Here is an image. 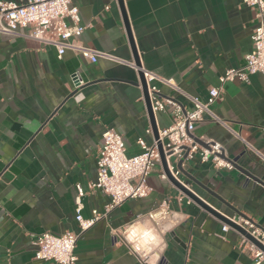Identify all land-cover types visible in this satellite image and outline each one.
Returning <instances> with one entry per match:
<instances>
[{
	"label": "crops",
	"instance_id": "1",
	"mask_svg": "<svg viewBox=\"0 0 264 264\" xmlns=\"http://www.w3.org/2000/svg\"><path fill=\"white\" fill-rule=\"evenodd\" d=\"M72 3L86 26L83 44L107 57L91 63L66 50L59 59L53 46L0 33V264H55L34 258L32 241L43 231L79 233L74 249L78 264H252L248 251L239 247L240 233L223 231V220L162 179L159 163L147 178V196L125 200L79 231L76 185L84 190L83 217L92 210L104 213L109 201L100 189L87 187L97 178L103 131L110 127L121 134L127 155L139 151L137 138L148 145L155 138L145 131L151 125L141 89L133 83L138 75L129 63L133 57L117 1ZM123 4L140 64L157 76L154 84L163 98L185 108L191 107L188 96L205 101L218 76L241 66L251 50L254 10L242 0ZM74 71L85 81L77 90L70 77ZM211 111L229 128L205 114L194 135L218 141L255 178L197 159L183 167L264 230V162L257 154L264 156V73L251 75L248 82H226ZM154 120L157 129L167 127L170 108L155 112ZM182 179L222 215H237L200 185ZM168 197L170 217L156 225L148 213ZM149 230L159 243H141Z\"/></svg>",
	"mask_w": 264,
	"mask_h": 264
},
{
	"label": "built area",
	"instance_id": "2",
	"mask_svg": "<svg viewBox=\"0 0 264 264\" xmlns=\"http://www.w3.org/2000/svg\"><path fill=\"white\" fill-rule=\"evenodd\" d=\"M242 3L254 10L255 25L251 34V50L245 54L244 63L241 66L227 68L218 76V84L209 87L205 101L188 96L191 107L185 108L173 99L163 98L159 87L154 84L157 76L144 69L142 65L138 67L133 61L129 62L136 71L140 70L143 73L153 113L165 111L169 107L172 120L167 127L157 129L158 138L154 139L151 145H148L141 137L137 138L139 151L134 155L126 154L121 134L110 127L103 131L102 143L97 151V178L95 182H89L87 187L90 190L100 189L109 196V201L104 206V213L92 210L90 217H83L81 197L84 190L81 185H76L75 220L80 232L91 227L108 211L125 200L145 197L150 193L151 187L147 183V178L155 163L161 166L158 141L161 142L167 168L178 181L182 182L176 163L184 154L186 156L182 166L185 162L197 159L200 163H210L215 169L234 168L233 161L218 141L206 136L197 137L198 141H196L193 131L195 124L202 121L205 114L229 128L226 120L217 117L211 111V106L221 98L223 85L232 81L248 82L251 75L264 73V0H242ZM85 27L81 23L79 9L72 0H0V33L18 34L43 45L53 46L59 59L66 50L80 55L91 63L96 62L100 57H107L106 53L83 44L80 37ZM23 28L27 29L26 32L20 33L19 29ZM70 77L75 90L85 84L79 71H74ZM160 81L176 88L170 80L160 79ZM260 130L264 134V125L260 127ZM145 131L148 134L153 133L151 126H148ZM235 135L239 137L238 133ZM244 143L249 146L248 143ZM257 154L264 162V156ZM160 177L167 180L162 166ZM169 202L170 197L164 199L156 209L148 213L156 225L169 219ZM229 219L264 247V230L255 219L242 215H234ZM221 228L227 231L232 227L223 223ZM78 236L79 233L72 231H65L60 235L49 231L38 233L34 235L32 241L34 258L55 264H78L74 253ZM240 236L239 247L248 251L252 264H264V251L244 235L240 234Z\"/></svg>",
	"mask_w": 264,
	"mask_h": 264
},
{
	"label": "water",
	"instance_id": "3",
	"mask_svg": "<svg viewBox=\"0 0 264 264\" xmlns=\"http://www.w3.org/2000/svg\"><path fill=\"white\" fill-rule=\"evenodd\" d=\"M119 6V9L121 11V16H122V21H123V25L126 31V35H127V39L130 45V49L132 52V57H133V62L136 66H141L138 55H137V51L133 42V37L131 34V30H130V26H129V22L125 13V9H124V4H123V0H116ZM137 75H138V81L137 82H133L134 84L138 85L141 89V93H142V98L145 104V109H146V114L147 117L149 119L153 134H154V138L157 139L158 138V134H157V127L155 125V120H154V113L151 109V105H150V101H149V96H148V92H147V85L145 82V79L143 77V73L138 70L137 71ZM74 92V91H73ZM195 140L198 141V138L195 137ZM157 147L159 150V154H160V160H161V166L162 169L164 171V173L167 176V180L175 187L177 188L180 192H182L184 195H186L188 198L192 199L193 201H195L200 207H202L203 209H205L206 211H208L209 213L215 215L216 217L220 218L221 220H223L224 223L228 224L229 226H231L232 228L236 229L240 234L244 235L246 238H248L251 242H253L257 247H259L261 250L264 251V247L257 242L253 237H251L247 232H245L243 229H241L239 226H237L235 223H233L229 217H226L225 215H222L220 212H218L215 208H213L211 205H209L204 199L200 198L198 195H196L191 189H189L188 185L183 181L182 178H186L188 180H191L193 183H196L198 185H200L203 189H205V191L217 198L219 201H221L222 203H224L225 205H227L228 207H230L232 210H234L236 212L237 215H240V213L238 211H236L233 207H231L226 201H224L221 197H219V195H217L216 193H214L213 191H211L210 189H208L207 187H204L203 185H201L193 176H191V174L182 166V162L183 159L185 158L186 154H184V156L179 159V161L176 163V168L179 170L180 172V176H181V181H178L177 179H175L169 172L168 168H167V164L165 161V156L163 154L162 151V147H161V142L158 141L157 143ZM238 157H235L233 159H231L234 163V168L236 170H238L240 173H242L243 175H245L247 178H251L254 180V176L246 169H243L241 166H239L236 161H237Z\"/></svg>",
	"mask_w": 264,
	"mask_h": 264
},
{
	"label": "clouds",
	"instance_id": "4",
	"mask_svg": "<svg viewBox=\"0 0 264 264\" xmlns=\"http://www.w3.org/2000/svg\"><path fill=\"white\" fill-rule=\"evenodd\" d=\"M159 242V237L150 230L144 233L143 239L141 240V243L143 244H154Z\"/></svg>",
	"mask_w": 264,
	"mask_h": 264
}]
</instances>
